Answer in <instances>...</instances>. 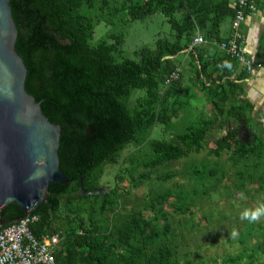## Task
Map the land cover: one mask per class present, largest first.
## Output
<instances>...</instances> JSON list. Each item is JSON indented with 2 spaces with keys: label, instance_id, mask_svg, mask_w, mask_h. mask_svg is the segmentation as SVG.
<instances>
[{
  "label": "trees",
  "instance_id": "16d2710c",
  "mask_svg": "<svg viewBox=\"0 0 264 264\" xmlns=\"http://www.w3.org/2000/svg\"><path fill=\"white\" fill-rule=\"evenodd\" d=\"M236 3L11 0L26 89L62 127L60 166L71 181L51 185L49 199L32 212L40 217L36 236L61 235L59 264H184L176 214L193 215L210 196L264 191V127L245 86L254 76L237 58L193 43L199 33L228 40L223 29L231 23L232 36ZM155 18L169 23V34L127 54L130 25ZM102 23L107 31L96 39ZM186 72L199 93L184 85ZM198 96L211 113L187 115ZM205 149L214 159L195 160ZM184 158H191L186 170L172 168ZM109 165L116 167L110 192L81 195V178L86 191L109 187ZM180 174L186 184L165 186ZM2 215L0 231L25 213L9 204ZM243 224V250L217 264H264V224Z\"/></svg>",
  "mask_w": 264,
  "mask_h": 264
},
{
  "label": "water",
  "instance_id": "95a60500",
  "mask_svg": "<svg viewBox=\"0 0 264 264\" xmlns=\"http://www.w3.org/2000/svg\"><path fill=\"white\" fill-rule=\"evenodd\" d=\"M18 36L11 0H0V227L9 204L28 216L49 199L51 185L71 181L60 166L62 127L26 89L28 67L17 50ZM79 189L83 196L110 192L86 191L84 178Z\"/></svg>",
  "mask_w": 264,
  "mask_h": 264
},
{
  "label": "rangeland",
  "instance_id": "374dc122",
  "mask_svg": "<svg viewBox=\"0 0 264 264\" xmlns=\"http://www.w3.org/2000/svg\"><path fill=\"white\" fill-rule=\"evenodd\" d=\"M226 22L224 27L228 25ZM107 31L104 23L100 24L96 29V39L100 38ZM170 25L164 23L161 18H155L147 22L132 23L128 28L127 41L125 49L127 54L145 45H153L159 34H169ZM184 85L189 92L199 91L196 85L189 79V75L184 73ZM264 110V109H263ZM192 113H191V112ZM211 106L204 102L201 96L193 100L192 107L189 109L187 115L197 116L202 112L210 114ZM264 112V111H263ZM191 113V114H190ZM190 116V117H192ZM185 118V117H184ZM258 119V116H256ZM188 118L178 119L177 127L180 128ZM262 119V120H261ZM259 119L262 127H264V117ZM179 124V125H178ZM235 123H231L233 126ZM186 126V123L182 128ZM157 132H161L158 128ZM164 135V132H163ZM218 137L217 132L210 137L208 149L212 146L215 139ZM208 149H205L199 154H194L195 160L200 161L205 157L214 159L210 156ZM191 158H184L175 163L172 168L182 171L188 168ZM226 157L222 158L224 163ZM116 167L109 165L107 167V175L104 176L103 182L111 186L113 183V176L115 175ZM184 175H179L169 180L166 187L176 188L178 182L187 183ZM111 184V186H110ZM144 192V189L142 190ZM239 191L236 196L225 194L224 197H211L205 200L197 201L195 213L193 215H179L176 214V229L178 232L179 250L182 253L184 264H189L190 260L195 264H217L221 261V257L226 255H236L243 250L239 238L240 233L244 229V221L242 216L245 212H256L258 210L264 212V191L258 192L256 187L250 189V193ZM264 224V214L260 215L254 222L256 227ZM262 230V229H261Z\"/></svg>",
  "mask_w": 264,
  "mask_h": 264
},
{
  "label": "built area",
  "instance_id": "2783aa9c",
  "mask_svg": "<svg viewBox=\"0 0 264 264\" xmlns=\"http://www.w3.org/2000/svg\"><path fill=\"white\" fill-rule=\"evenodd\" d=\"M258 1L237 0L233 34L228 40L219 42L216 38L208 39L199 33L193 43L219 46L222 51L242 62L251 75H255L264 65L250 53L242 27L259 10ZM178 77L179 72H174L168 83ZM39 220L40 217L32 213L0 231V264H59L56 252L61 249L62 237L56 233L36 236L33 227Z\"/></svg>",
  "mask_w": 264,
  "mask_h": 264
},
{
  "label": "crops",
  "instance_id": "0c3cea01",
  "mask_svg": "<svg viewBox=\"0 0 264 264\" xmlns=\"http://www.w3.org/2000/svg\"><path fill=\"white\" fill-rule=\"evenodd\" d=\"M242 30L253 58L264 65V0L259 3V10L243 24ZM231 31V23H228L223 29V36L229 39ZM211 46L213 47L212 53L215 50L222 51L219 46ZM252 76L254 77L245 85L246 96L256 105L259 120L264 117V67Z\"/></svg>",
  "mask_w": 264,
  "mask_h": 264
},
{
  "label": "clouds",
  "instance_id": "9594fccd",
  "mask_svg": "<svg viewBox=\"0 0 264 264\" xmlns=\"http://www.w3.org/2000/svg\"><path fill=\"white\" fill-rule=\"evenodd\" d=\"M264 214V212L258 210L256 212H245L242 216V219L249 220L251 222H255L260 215Z\"/></svg>",
  "mask_w": 264,
  "mask_h": 264
},
{
  "label": "flooded vegetation",
  "instance_id": "af4514ba",
  "mask_svg": "<svg viewBox=\"0 0 264 264\" xmlns=\"http://www.w3.org/2000/svg\"><path fill=\"white\" fill-rule=\"evenodd\" d=\"M243 134L245 135L244 137H246V138L249 137V133L248 132H243Z\"/></svg>",
  "mask_w": 264,
  "mask_h": 264
}]
</instances>
